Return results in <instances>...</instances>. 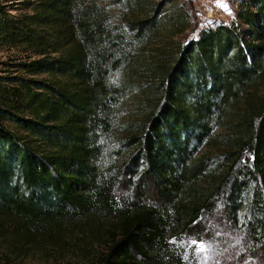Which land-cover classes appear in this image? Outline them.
Here are the masks:
<instances>
[{"label": "trees", "instance_id": "obj_1", "mask_svg": "<svg viewBox=\"0 0 264 264\" xmlns=\"http://www.w3.org/2000/svg\"><path fill=\"white\" fill-rule=\"evenodd\" d=\"M25 8L0 4V46L24 55V74L0 69L4 241L103 238L99 264H181L170 235L208 216L264 252V0L184 42L177 0Z\"/></svg>", "mask_w": 264, "mask_h": 264}, {"label": "rangeland", "instance_id": "obj_2", "mask_svg": "<svg viewBox=\"0 0 264 264\" xmlns=\"http://www.w3.org/2000/svg\"><path fill=\"white\" fill-rule=\"evenodd\" d=\"M26 0H0L10 14L17 15L28 10ZM189 14L190 25L174 39L181 42L196 38L206 29L220 23L230 24L236 16L240 0H220L226 7H220L218 0H177ZM20 49L0 46V69L3 74H24L13 63L23 60ZM133 99L125 106V119L138 114ZM125 180L117 190V197L130 196ZM131 197V196H130ZM0 230V264H99L105 251V240L88 241L85 237L73 235L64 237L59 244L52 239L39 240L31 246L12 245L4 241ZM244 232L236 230L225 221L205 216L203 220L181 235H170L174 254L181 264H264V252L248 244Z\"/></svg>", "mask_w": 264, "mask_h": 264}, {"label": "snow or ice", "instance_id": "obj_3", "mask_svg": "<svg viewBox=\"0 0 264 264\" xmlns=\"http://www.w3.org/2000/svg\"><path fill=\"white\" fill-rule=\"evenodd\" d=\"M217 6H220V7H226V5L222 4V3L220 2V0H218V5H217Z\"/></svg>", "mask_w": 264, "mask_h": 264}]
</instances>
